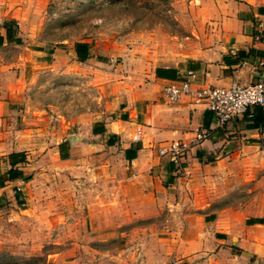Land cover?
Segmentation results:
<instances>
[{"label":"rangeland","instance_id":"374dc122","mask_svg":"<svg viewBox=\"0 0 264 264\" xmlns=\"http://www.w3.org/2000/svg\"><path fill=\"white\" fill-rule=\"evenodd\" d=\"M201 2L0 0L4 11L18 3L25 8L20 25L15 23L20 41L0 47V64L14 71L0 70V96L17 85L19 65L27 73L23 90L13 91L16 103L0 121L6 135L0 140V173L11 148L26 154L18 166L24 176L0 192V264H146L148 258H175L173 217L158 205V213L136 217L128 203L118 204L115 194L129 190L130 167L112 146L119 143L114 134L94 138L90 131L121 116L138 71L146 72L148 63L187 41ZM63 39L65 47L53 56L51 47ZM80 41L95 52V63L81 65L71 56L73 43ZM72 134L100 148L62 162L53 147L68 150ZM245 187L221 202H238Z\"/></svg>","mask_w":264,"mask_h":264},{"label":"crops","instance_id":"0c3cea01","mask_svg":"<svg viewBox=\"0 0 264 264\" xmlns=\"http://www.w3.org/2000/svg\"><path fill=\"white\" fill-rule=\"evenodd\" d=\"M24 9L19 3L6 11L0 9V35L4 38L0 47L12 43L5 39L4 22L20 25ZM196 25L187 41L160 61L148 63L146 72L138 71L125 94L121 116L95 125V130L104 131L94 133L93 127L90 136L113 138L114 134L119 143L112 146L120 148L122 160L130 167L129 190L115 194L118 204L123 202L125 207L128 203L136 217L158 213L156 205L173 217L175 258L162 256L160 262L148 258L146 264H259L264 262V121L250 127L251 121L240 117L220 124L204 105H194L186 98L168 102L161 89L186 71L195 73L196 86L264 83V0H202ZM66 41L51 47L53 56ZM88 49L93 64L98 58ZM70 54L76 59L74 49ZM18 67L13 76L17 85L5 87L0 96V121L5 119L8 105L16 103L13 91L20 92L25 86L26 67ZM11 68L0 64V70L14 73ZM246 70V79H239ZM137 130L140 135L134 139ZM202 130L207 131L206 137L196 139ZM72 135L76 140L69 142L68 150L53 147L62 162L71 161L76 152L100 148L95 141L84 142L78 134ZM5 136L0 132L2 142ZM172 141L184 146L175 161L159 154ZM135 148L136 156L127 160L125 151ZM16 151L24 149L11 148L6 154ZM60 153L67 157L61 158ZM13 183L15 180L1 183L0 192ZM119 183L124 185L123 180ZM244 185L241 200L221 202L227 193L240 192ZM98 229L99 234L105 233V227Z\"/></svg>","mask_w":264,"mask_h":264},{"label":"built area","instance_id":"2783aa9c","mask_svg":"<svg viewBox=\"0 0 264 264\" xmlns=\"http://www.w3.org/2000/svg\"><path fill=\"white\" fill-rule=\"evenodd\" d=\"M195 80V73L186 71L180 75L178 81L169 82L162 87L163 99L174 103L186 98L194 105H204L218 118L220 124L244 117L256 107H261L264 111V83L260 81L247 84L233 81L227 86H196ZM139 135L140 130H137L134 139ZM206 135V130L199 131L196 139H203ZM183 150L182 143L172 141L161 148L159 154L175 161Z\"/></svg>","mask_w":264,"mask_h":264},{"label":"trees","instance_id":"16d2710c","mask_svg":"<svg viewBox=\"0 0 264 264\" xmlns=\"http://www.w3.org/2000/svg\"><path fill=\"white\" fill-rule=\"evenodd\" d=\"M4 36L7 42H19L20 39L17 36V29L13 26L11 22H4ZM3 36L0 35V44L3 42ZM89 46L87 42H76L74 43V53L76 55V60L79 62L90 63L91 54L89 52ZM249 114V115H248ZM248 114L244 116V118L251 123L248 126H256L257 124L264 121L263 110L261 107L253 108ZM102 128V127H101ZM104 129H100L99 131L93 129L94 133L102 132ZM136 148L128 149L125 151V158L127 160H131L136 156ZM61 158H66L67 155L61 154ZM7 163L9 167L3 174H0V184L4 181H13L24 176L23 171L18 167L20 164L24 163L26 160V154L24 151H16L11 152L7 155Z\"/></svg>","mask_w":264,"mask_h":264},{"label":"water","instance_id":"95a60500","mask_svg":"<svg viewBox=\"0 0 264 264\" xmlns=\"http://www.w3.org/2000/svg\"><path fill=\"white\" fill-rule=\"evenodd\" d=\"M247 73H248L247 70L244 71V72L239 76V79H241V80L246 79V75H247ZM244 84H246V83H244ZM68 140H69V142L72 144V143H74V141L76 140V136H75V135H69ZM259 264H264V262H260Z\"/></svg>","mask_w":264,"mask_h":264}]
</instances>
